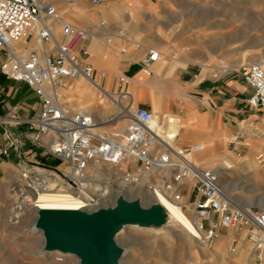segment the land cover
I'll use <instances>...</instances> for the list:
<instances>
[{
  "label": "crops",
  "instance_id": "obj_1",
  "mask_svg": "<svg viewBox=\"0 0 264 264\" xmlns=\"http://www.w3.org/2000/svg\"><path fill=\"white\" fill-rule=\"evenodd\" d=\"M127 2L128 0L126 3L113 2L114 4L108 9L101 10L92 9L93 7L85 4L63 9L61 5L65 4H57L58 11L71 22L70 24L74 23L72 25L89 31L91 35V41L86 44L89 50L86 62L94 67V82L103 89L106 87L105 90L110 93L127 92L135 108L142 107L151 111L152 127L157 132L164 129L163 124H167L169 126L167 133L160 135L168 134L173 147H175L173 144L175 132L182 135L177 137V142L185 151L199 144L202 145L203 151L194 155L197 165L203 169H217L225 190L242 207L250 210L257 202L259 207L264 208V193L240 196L235 192L240 189L239 183L243 178L253 176L256 185L264 181V164L261 156L249 154L239 160L234 154L224 153L225 144L228 150L238 152L233 150L234 139L231 138L242 132L241 123L252 122L264 128V107L253 110L248 105L253 89L242 77L232 75L236 67L228 73H226L229 70L227 67H221V72L226 74L219 75L213 70L218 60H195L204 64L194 63V60L190 61L182 56L183 54L174 56L167 53L166 46L144 41L135 34L136 32L132 34L131 29L135 24L134 9L129 8ZM151 51H157L159 57L152 63L151 68L147 69L142 61ZM5 59L6 53L0 51V67ZM222 61L236 66L233 61ZM254 64L264 66V61L255 59ZM204 67L215 73L209 72L203 75ZM122 77L128 80V84L123 86L120 84ZM250 89L251 96L248 95ZM59 91L67 107L85 109L94 115L101 125L118 116L117 109L113 112L108 103L100 104L99 99L102 94L84 79L68 80ZM40 109V98L27 84L9 80L0 71L2 122L0 133L3 134H0V147L10 145L8 137H12L15 143L14 147L9 148V155L1 157L14 162L35 163L59 170L60 161L54 159L41 145L34 146L31 142L32 132L29 131L28 126L17 125L16 122V120L36 118ZM180 118L184 120L178 122L177 119ZM127 124H129L127 120L118 122L116 127L122 133L120 132L119 136L115 135L117 138L113 136L110 138L118 140L123 136L126 137ZM256 129L259 130L258 127ZM103 132L109 136L106 131ZM227 138L230 141L227 140L228 142L225 143ZM241 140L238 142L239 149L244 144ZM163 149L161 146L158 148L159 151ZM176 149L181 150L178 147ZM254 189L258 190V185ZM228 230V234L219 235L215 243L216 258L220 259L222 264L253 263L251 254L255 247L259 246L261 249L264 246L262 231L256 230L253 233L256 242L254 245L246 241L248 232L244 231L240 246L231 254L229 243L238 234V230Z\"/></svg>",
  "mask_w": 264,
  "mask_h": 264
},
{
  "label": "built area",
  "instance_id": "obj_2",
  "mask_svg": "<svg viewBox=\"0 0 264 264\" xmlns=\"http://www.w3.org/2000/svg\"><path fill=\"white\" fill-rule=\"evenodd\" d=\"M73 2L96 7L106 0ZM57 15L56 6L47 1L0 0V51L6 53L0 71L9 80L27 84L41 100V109L36 118L16 120L17 125L28 126L32 132V144L41 145L54 159L67 162L82 173L92 162L119 165L128 157L135 158V163L142 164L146 169L156 165L170 169L175 173L170 183L164 186L165 189L171 190L173 198L179 202L184 196L182 188L191 184L192 200L186 209L199 221L197 227L207 234L209 245L218 238L221 229L250 226L264 232V208L256 212L253 208L243 210L238 207L224 190L217 170L198 167L150 128L151 111L129 105L128 110L133 112L127 144L121 146L95 133L97 122L94 115L85 109H71L63 103L59 89L68 80L79 77L94 81V67L86 62L89 31L64 23L61 35L57 37L54 31L55 23L59 20ZM20 43L26 45L25 50L15 48ZM158 57L157 52L151 51L143 59V66L151 68ZM239 73L254 91L248 105L253 110L264 107V66L243 65ZM119 82L122 86L128 84L125 77L120 78ZM118 95L130 97L125 91ZM244 134L245 131L235 136L232 143L234 151H239L238 142ZM7 140L10 145L0 147V157L8 156L9 148L15 145L12 137ZM160 146L164 148L161 152L158 151ZM192 149L200 150V146ZM192 149L185 153L190 154ZM67 184L78 187L74 180Z\"/></svg>",
  "mask_w": 264,
  "mask_h": 264
},
{
  "label": "rangeland",
  "instance_id": "obj_3",
  "mask_svg": "<svg viewBox=\"0 0 264 264\" xmlns=\"http://www.w3.org/2000/svg\"><path fill=\"white\" fill-rule=\"evenodd\" d=\"M118 1L126 3L127 0H106L101 7L86 5L93 7L92 9L101 10L108 9ZM127 5L134 9L135 24L131 29L132 34L136 32L135 34L144 41L166 46L167 53L174 54V56L183 54L182 56L190 61L194 60V63L204 64L195 60H218L216 68L213 69L216 70V74L224 75L236 67V71L232 75L241 78L242 75L239 73L241 65L254 64L255 59L264 61V0H128ZM66 7H68L67 4L61 5L63 9ZM222 60L233 61L236 66L228 65ZM221 67H227L229 70L223 74ZM204 68L203 75L209 72L215 73ZM248 95H252L251 89ZM62 101L66 103L64 100ZM107 103L115 112L117 108L111 102L107 101ZM181 119L184 120L180 118L177 121L181 122ZM184 124L186 125L185 121ZM116 126V122H109L101 127V131H106L111 137L119 136L121 133ZM245 126L253 130L254 134L249 133L246 129L248 133L244 134V138L241 140L244 144L239 151L228 150L227 144H225L224 153L234 154L239 160L249 154L263 155L261 161L264 164V128L252 122L245 123ZM162 127L164 129L157 132L158 134L167 133L169 126L163 124ZM257 127L258 131H256ZM246 130L244 128L242 132ZM178 136L182 135L175 132L173 144L175 148L182 149L177 142ZM227 140L229 139L227 138L225 143L228 142ZM70 167L67 162H60L59 170H56L35 163L28 164L10 161L4 157L0 158V264H79L78 258L72 254H43L41 256L36 254L39 248L44 245V238L39 230L33 231L32 223H28L29 227H24L32 212L30 216H24L22 221L13 220V212L18 207L14 192L22 185V177L30 182L37 171L36 168H41L55 172L67 183L66 173ZM142 170H145L144 166L136 163L129 164L126 171L131 175H139V171ZM174 173L172 171L162 182L159 181L160 177L158 176L151 177V184L160 185L163 183L166 186L172 180ZM107 177L109 178V176ZM107 177L104 176L103 182H107ZM249 178H243L239 183L238 188L240 189L235 192L240 196L264 193V181L257 184L259 189L255 190L254 188L257 187L253 182L255 179L253 176H249ZM47 179L53 180L51 177ZM253 190L255 191L252 192ZM182 193L187 196L188 208V204L192 200L191 184L185 185L182 188ZM88 204H94V202ZM252 208L256 212L262 209L257 202ZM256 230L258 229H253L250 226L240 227L238 234L229 243L231 254L240 246L244 231L248 232L246 241L254 245L256 242H254L253 233ZM228 231V229H221L219 234L227 235ZM216 241L217 239L210 245L214 246ZM118 244L125 249L123 256L125 264H206L209 261L207 254L201 255L199 252L193 251L192 256H189L183 252L184 243L181 239L179 242L164 243L160 247H156L149 234L134 229L126 230L121 235ZM243 246L245 247V244ZM165 248H169L170 253L167 254L168 262L163 263L160 260L162 258L159 257H163L166 252ZM251 257L253 262L251 264H264V252L260 250L259 246L255 247ZM213 261V264H222L220 259L215 258Z\"/></svg>",
  "mask_w": 264,
  "mask_h": 264
},
{
  "label": "bare ground",
  "instance_id": "obj_4",
  "mask_svg": "<svg viewBox=\"0 0 264 264\" xmlns=\"http://www.w3.org/2000/svg\"><path fill=\"white\" fill-rule=\"evenodd\" d=\"M39 1L50 2L55 5L56 8L58 3L67 4L68 6L84 4L73 2V0H54L55 2L51 0ZM57 16L59 17V20L55 23L54 31L56 36L60 37L64 23L71 22L66 18H63L64 15L61 14L59 11ZM68 17H70V19H73L71 18V16ZM89 41H91V35L89 37ZM21 44L22 43L17 44L15 46L18 51H23L26 49V45L23 44L24 46L21 47L19 46ZM78 79H84L88 81L96 89V91H99L102 94V97H100L99 99L100 104H106L108 101L111 102L118 110V116H114L112 120H108V122H106L105 124L101 125L96 121L97 127L95 129V133L100 137H105L111 141L118 142L121 146H126L127 136H123L117 140L115 138H110V136L108 135L106 136L103 131L98 130L109 122L118 123L127 120L130 123L131 113L133 111L128 110L129 105H131L132 108H135L133 103L130 104V97L121 96L118 95V93H110L100 87V85L96 84L94 81H89L83 77H79ZM152 121L150 124V128L157 133V131L152 127ZM128 126L129 124L126 125L127 129ZM241 127H244L245 130L247 129L251 134L254 133L253 130L246 127L245 124L241 125ZM244 128H241V130H244ZM247 130L245 131V133H248ZM158 136L161 137V139L165 140L166 143H168V145L171 146L176 152L183 153L188 160L193 161L197 165V163L194 161V155L203 151L204 147L202 145L199 144L200 150L192 149L190 154H186L182 149L178 150L173 147L170 141V136L168 134H158ZM233 139H235V137H233ZM48 142L50 143L51 141L48 140ZM260 156L261 158L263 157V155ZM135 162L136 160L133 157L126 158V161L119 165L106 164L103 162H92L88 170L84 171V173L74 170L72 167H70L69 171L66 173L68 176V181L70 182L71 180H74L78 184V187H73L67 184L55 172L36 168L37 171L34 173L33 177L31 178V181L28 182L24 177H22V185L19 187V189H17L16 192H14V197L15 199H17L18 207L13 212V220L22 221L24 216H30L32 212L30 219L26 223L27 225H25L24 227L27 228L29 227V224L32 223L33 231L35 232L37 231L36 219L38 218V211L40 209L91 211L96 210L99 207L112 205L114 206L116 199L121 195L124 196L126 199L130 200L140 198L144 202L143 206L145 207H150L152 204H156L159 206L161 213L158 212L157 216H162L161 224L159 226L150 225L149 227H140L138 223H131L128 224L130 226L126 227L124 224L119 223L113 230L115 232V240L119 241L121 235L128 229H134L135 231L149 234L151 239L154 241L156 247H160V245L164 243L179 242L181 239L184 243V246L182 248L183 252H186L189 256H192L193 251H197L201 255L207 254L209 256V261L206 264H213V260L217 256L214 252V249L216 248L215 244L214 246H211L207 243V234L205 232H201L197 227V223H199V221L195 219V217L192 215V212H188V210L186 209V195L183 196L181 201L177 202L173 198L172 191L166 190L163 183H160V185L151 184V177L158 176L160 177L159 181L162 182L166 176L171 174L172 171L170 169H164L162 165H156L147 169L145 168V170L139 171V175H131L126 170L129 164H136ZM42 170H44L45 172ZM104 176H109V178L107 177V182H103ZM49 177L53 178V180H48L47 178ZM227 194L238 207L243 210H249L240 206L238 202L228 192ZM89 202H94V204H88ZM39 232L42 233L41 231ZM262 233L264 234V232ZM41 235L44 238V235ZM219 235L220 234H218V237ZM169 248H165L166 252L164 251L165 253L163 254V257H159L162 258L160 260L163 263L168 262L167 254L170 253ZM260 250L264 251V246H262ZM36 254L38 256H41L43 254L61 255L63 253L59 251L49 252L46 249L45 245L41 246ZM125 263H123L122 259L121 264Z\"/></svg>",
  "mask_w": 264,
  "mask_h": 264
},
{
  "label": "water",
  "instance_id": "obj_5",
  "mask_svg": "<svg viewBox=\"0 0 264 264\" xmlns=\"http://www.w3.org/2000/svg\"><path fill=\"white\" fill-rule=\"evenodd\" d=\"M143 204L140 198L130 200L121 195L114 206L91 211L40 209L36 227L49 252L72 254L79 264H121L125 249L114 239L117 224L149 227L162 222V216H157L161 211L158 205Z\"/></svg>",
  "mask_w": 264,
  "mask_h": 264
}]
</instances>
